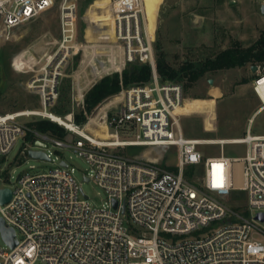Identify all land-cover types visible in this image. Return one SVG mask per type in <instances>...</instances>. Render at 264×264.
<instances>
[{
    "label": "built area",
    "instance_id": "1",
    "mask_svg": "<svg viewBox=\"0 0 264 264\" xmlns=\"http://www.w3.org/2000/svg\"><path fill=\"white\" fill-rule=\"evenodd\" d=\"M259 3L264 6V0ZM55 6L61 39L30 84L40 94L41 107L0 113V155L9 154L19 137L31 142L27 135L33 131L32 121L50 119L65 127L72 142L34 131L31 143L74 148L92 167L85 180H96L107 200L102 206L92 203L66 158L48 172L20 174L17 185L9 187L11 200L0 202V217L15 229L18 240L14 248L8 243V248L0 246V264H264V219L258 217L264 213V134H253L249 128L240 138L184 136L182 114L176 112L186 99L184 87L160 81L142 0L115 3V43L123 48V64L93 76L90 82L92 86L106 74L122 73L129 63L151 66L150 83L122 85L107 102L117 99L99 121L113 136L95 141L73 111L58 114L56 120L48 107H54L58 99L65 65L85 49L77 39V0H0V38L5 39L16 27ZM110 61V56L100 55L88 65L94 72ZM263 72L264 67L254 88L264 108L258 92ZM84 97L83 93L77 105L84 107ZM227 143H246L248 151L244 157L232 158L223 152L206 156L199 149L201 144H220L223 149ZM129 146L148 147L161 156L177 146V171L165 169L157 158H133L113 151ZM200 165L203 175L196 184L187 178L186 169ZM235 190L247 192L249 208L256 210L250 218L224 201ZM210 227L208 235L188 237Z\"/></svg>",
    "mask_w": 264,
    "mask_h": 264
},
{
    "label": "rangeland",
    "instance_id": "2",
    "mask_svg": "<svg viewBox=\"0 0 264 264\" xmlns=\"http://www.w3.org/2000/svg\"><path fill=\"white\" fill-rule=\"evenodd\" d=\"M117 1L77 0V39L85 44V49L66 63L56 106L48 107L49 110L59 114L60 108L65 106L67 113L73 111L75 115V112L84 108L83 104L77 105V100H80L83 93L85 96L93 86H90L92 77L97 78L111 70V66L106 65L93 72L88 64L97 61V57L101 55L97 46L117 48L121 44L115 43V31L107 26V21L114 17V5ZM142 1L155 57L163 53L167 63L175 68L180 67L185 60L196 61L214 55L236 42L243 47L250 46L264 31V16L259 0ZM58 13L59 8L55 6L38 18L13 29L8 39L0 38V113L41 107L40 94L30 84L39 75L46 55L57 47L61 39ZM108 56L109 54L102 55L103 58ZM257 65L259 68L256 71L249 64L207 74L188 88L184 79L182 83L185 84L186 108L180 112L184 114L180 116L184 136L201 139L240 138L246 135L248 128L253 134H264V109L255 113L262 106V101L254 88V81L260 76L264 63ZM111 74H106L101 79ZM209 78L214 79L213 84L209 83ZM80 85H84L82 92L78 88ZM214 87L222 89L219 97L211 94ZM114 96L104 100L103 106L95 109L93 114H87V120L83 124L94 139L106 141L113 136L93 124L100 122V115L105 112L110 105L107 102ZM212 99H215L214 104H209ZM203 100L204 105L201 104ZM55 113L53 116L58 117ZM64 138L72 142L69 133ZM29 148L39 149L34 143H27L23 137H19L9 154L0 155V188H13L17 185L20 174L48 172L58 167L61 159L66 158L71 163L74 177L92 203L102 206L107 200V193L96 180H85L86 175H91L92 167L74 148L57 147L49 142L44 150L53 160L30 157L27 154ZM199 149L206 156L223 152L232 158L244 157L248 144L227 143L223 149L220 144H201ZM113 151L133 158H157L160 165L168 170H175L178 166L177 146L170 147L162 156L142 146L118 147ZM202 175V165L188 166L186 169L187 178L196 184ZM224 201L246 218L256 212L249 208L246 191L235 190ZM211 228L194 232L188 237L208 235ZM256 237L261 239L260 235ZM0 246L8 248L1 231Z\"/></svg>",
    "mask_w": 264,
    "mask_h": 264
},
{
    "label": "trees",
    "instance_id": "3",
    "mask_svg": "<svg viewBox=\"0 0 264 264\" xmlns=\"http://www.w3.org/2000/svg\"><path fill=\"white\" fill-rule=\"evenodd\" d=\"M259 63H264V31L260 38L250 46L243 47L239 42H236L234 45L220 50L214 55H209L196 61L185 60L177 68L167 63L163 53H159L156 58V68L160 81L181 83L184 87L185 84L182 81L185 79L186 88L207 74ZM151 80L152 69L149 64L129 63L122 73L115 72L103 77L87 91L84 98V108L79 112H75V120L81 124L85 123L87 114H92L104 100L117 94L121 90L122 85L129 87L148 84ZM201 102V104H205L204 100ZM214 102L215 99H212L209 104H214ZM67 112L68 110L64 106L60 108L59 115H64ZM30 127L33 131L28 133L27 140L31 142L35 138L34 131L61 139L67 134L65 127L50 119H36L30 123ZM175 171H177V167Z\"/></svg>",
    "mask_w": 264,
    "mask_h": 264
},
{
    "label": "water",
    "instance_id": "4",
    "mask_svg": "<svg viewBox=\"0 0 264 264\" xmlns=\"http://www.w3.org/2000/svg\"><path fill=\"white\" fill-rule=\"evenodd\" d=\"M260 10H261L262 15L264 16V6L263 5L260 7ZM258 68H259L258 65H252L253 71L258 70ZM213 82H214V79L209 78V83L213 84ZM36 146L45 147V143L37 142ZM28 155L33 158H38L42 160H50V157L47 155V153L44 150H38V149L31 148L28 150ZM63 164L66 165L65 162ZM12 195H13V191L11 188L9 187L0 188V202L2 204L9 202L12 198ZM114 205L117 206V201H114ZM124 210H125V207H124ZM258 217L263 220L264 213L260 212L258 214ZM0 231H1L3 239L6 241V243L9 244L11 248H14L17 246L18 240L16 238L15 229L11 226H8L2 217H0Z\"/></svg>",
    "mask_w": 264,
    "mask_h": 264
},
{
    "label": "bare ground",
    "instance_id": "5",
    "mask_svg": "<svg viewBox=\"0 0 264 264\" xmlns=\"http://www.w3.org/2000/svg\"><path fill=\"white\" fill-rule=\"evenodd\" d=\"M144 8V7H143ZM144 16H145V9H144ZM145 21H146V17H145ZM107 26L111 27L114 31H115V35H116V30H115V23H114V17L111 18L110 20L107 21ZM146 27L148 30V34L151 38L150 35V31L148 28V24L146 21ZM117 39V38H116ZM97 49L99 50V52L101 53V55H105V54H109L110 56V62H107L105 64H102V67H105L106 65L111 66V70L112 69H119L122 64H123V60H124V54H123V48L121 45H119L117 48H109V47H104V46H97ZM78 75V74H76ZM80 76V75H79ZM88 76V75H87ZM263 79L261 80V85L258 87V92L260 93V95L262 96V98L264 99V72L262 74ZM89 80V77H88ZM79 85V84H78ZM79 91L81 90V92L84 90V85H80L79 87ZM117 100V99H116ZM116 100H113L112 102H115ZM110 102V104L112 103ZM108 108V107H107ZM106 108V109H107ZM186 108V103L184 101L183 105L181 107H179L176 112L180 113L182 110H184ZM58 117H54L56 120L59 119V115L56 114ZM100 128H103L104 130H107V132L109 134H111V131L108 129L107 125L105 124V122H99L98 123ZM112 135V134H111ZM94 139V138H93ZM219 139H223V138H219ZM227 139V138H224ZM97 142H101L100 140L94 139ZM104 141V140H103ZM217 142V141H215ZM237 167H240V163L236 164ZM238 182H240V177L238 178Z\"/></svg>",
    "mask_w": 264,
    "mask_h": 264
},
{
    "label": "crops",
    "instance_id": "6",
    "mask_svg": "<svg viewBox=\"0 0 264 264\" xmlns=\"http://www.w3.org/2000/svg\"><path fill=\"white\" fill-rule=\"evenodd\" d=\"M221 92H222V89L221 88H219V87H214L213 89H212V92H211V94L213 95V96H215V97H219L220 96V94H221ZM262 109H264L262 106H260L257 110H256V112L255 113H257V112H259L260 110H262ZM182 115H184V114H182ZM181 115V116H182ZM249 129V128H248ZM207 139V138H206ZM208 139H215V138H208Z\"/></svg>",
    "mask_w": 264,
    "mask_h": 264
}]
</instances>
